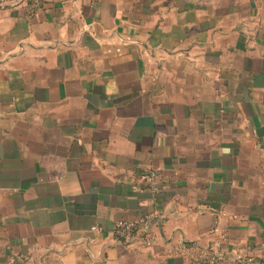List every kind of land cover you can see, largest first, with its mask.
Masks as SVG:
<instances>
[{
    "label": "crops",
    "instance_id": "obj_1",
    "mask_svg": "<svg viewBox=\"0 0 264 264\" xmlns=\"http://www.w3.org/2000/svg\"><path fill=\"white\" fill-rule=\"evenodd\" d=\"M40 1L0 8V264H185L215 221L264 264V0Z\"/></svg>",
    "mask_w": 264,
    "mask_h": 264
},
{
    "label": "built area",
    "instance_id": "obj_2",
    "mask_svg": "<svg viewBox=\"0 0 264 264\" xmlns=\"http://www.w3.org/2000/svg\"><path fill=\"white\" fill-rule=\"evenodd\" d=\"M24 1L28 2L30 14L41 4L40 0H0V8L3 6H16ZM157 177L158 175L155 169L146 170L142 176L147 187L153 193L157 190ZM148 218V216H144L135 221L119 220L114 224L112 233L116 238L130 246L151 247L155 244L156 239L153 234L144 230V225ZM92 229L97 228L93 227ZM211 231L218 234V241L215 242L214 246L209 245L207 248H200L195 245L177 244L172 248L171 253L182 257L185 264H255L251 256H221L217 247L220 241L225 239V236L219 233L217 221L214 222Z\"/></svg>",
    "mask_w": 264,
    "mask_h": 264
}]
</instances>
